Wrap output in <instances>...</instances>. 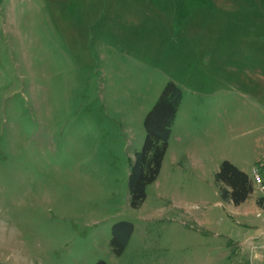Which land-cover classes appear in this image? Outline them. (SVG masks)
<instances>
[{"label": "rangeland", "instance_id": "1", "mask_svg": "<svg viewBox=\"0 0 264 264\" xmlns=\"http://www.w3.org/2000/svg\"><path fill=\"white\" fill-rule=\"evenodd\" d=\"M170 80L183 97L134 207ZM262 152L264 0H0V264H264L261 192L235 205L216 181Z\"/></svg>", "mask_w": 264, "mask_h": 264}, {"label": "trees", "instance_id": "2", "mask_svg": "<svg viewBox=\"0 0 264 264\" xmlns=\"http://www.w3.org/2000/svg\"><path fill=\"white\" fill-rule=\"evenodd\" d=\"M182 97V88L170 80L143 118L146 136L142 146L134 153L128 176L130 204L134 207L144 202L147 185L153 182L160 172ZM216 181L220 183L221 198L235 205L246 201L254 189L251 175L229 160L221 162L216 172ZM132 230L133 224L129 221H120L114 225L113 244L116 253L122 252ZM96 264L107 263L99 260Z\"/></svg>", "mask_w": 264, "mask_h": 264}, {"label": "built area", "instance_id": "3", "mask_svg": "<svg viewBox=\"0 0 264 264\" xmlns=\"http://www.w3.org/2000/svg\"><path fill=\"white\" fill-rule=\"evenodd\" d=\"M258 161L259 164L252 168L251 178L254 185H256L257 189L262 194L260 205L261 208L264 209V152L260 154ZM257 216H261V212H258Z\"/></svg>", "mask_w": 264, "mask_h": 264}, {"label": "crops", "instance_id": "4", "mask_svg": "<svg viewBox=\"0 0 264 264\" xmlns=\"http://www.w3.org/2000/svg\"><path fill=\"white\" fill-rule=\"evenodd\" d=\"M243 170V169H242ZM246 171V170H245ZM247 172V171H246ZM248 173V172H247ZM250 175V174H249Z\"/></svg>", "mask_w": 264, "mask_h": 264}]
</instances>
